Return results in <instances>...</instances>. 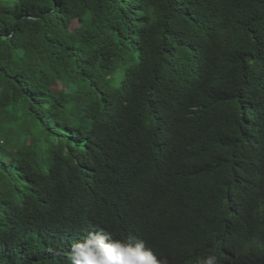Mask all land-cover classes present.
I'll return each instance as SVG.
<instances>
[{
  "label": "trees",
  "instance_id": "trees-1",
  "mask_svg": "<svg viewBox=\"0 0 264 264\" xmlns=\"http://www.w3.org/2000/svg\"><path fill=\"white\" fill-rule=\"evenodd\" d=\"M84 229L264 264V0H0V264Z\"/></svg>",
  "mask_w": 264,
  "mask_h": 264
},
{
  "label": "clouds",
  "instance_id": "clouds-1",
  "mask_svg": "<svg viewBox=\"0 0 264 264\" xmlns=\"http://www.w3.org/2000/svg\"><path fill=\"white\" fill-rule=\"evenodd\" d=\"M67 264H161L146 242L134 236L117 238L110 232L84 229L66 253ZM198 264H218L215 255Z\"/></svg>",
  "mask_w": 264,
  "mask_h": 264
},
{
  "label": "rangeland",
  "instance_id": "rangeland-1",
  "mask_svg": "<svg viewBox=\"0 0 264 264\" xmlns=\"http://www.w3.org/2000/svg\"><path fill=\"white\" fill-rule=\"evenodd\" d=\"M76 27L75 22L71 24L70 29H74Z\"/></svg>",
  "mask_w": 264,
  "mask_h": 264
}]
</instances>
